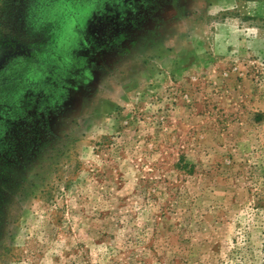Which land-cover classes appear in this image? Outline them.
<instances>
[{
  "label": "rangeland",
  "instance_id": "obj_1",
  "mask_svg": "<svg viewBox=\"0 0 264 264\" xmlns=\"http://www.w3.org/2000/svg\"><path fill=\"white\" fill-rule=\"evenodd\" d=\"M0 122V264H264V0H0Z\"/></svg>",
  "mask_w": 264,
  "mask_h": 264
},
{
  "label": "trees",
  "instance_id": "obj_2",
  "mask_svg": "<svg viewBox=\"0 0 264 264\" xmlns=\"http://www.w3.org/2000/svg\"><path fill=\"white\" fill-rule=\"evenodd\" d=\"M42 25L46 26L45 23L41 22V26L39 27L41 28ZM44 30H47V28L44 27ZM1 124L2 122H0V167H2L0 169V173H4V174L6 173L8 176L9 172L12 171V169H14V167H16V165L18 164V157L15 156L14 153V151H16L15 148L13 151H10L5 147L6 141L3 138V131L1 130Z\"/></svg>",
  "mask_w": 264,
  "mask_h": 264
}]
</instances>
